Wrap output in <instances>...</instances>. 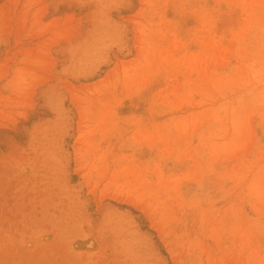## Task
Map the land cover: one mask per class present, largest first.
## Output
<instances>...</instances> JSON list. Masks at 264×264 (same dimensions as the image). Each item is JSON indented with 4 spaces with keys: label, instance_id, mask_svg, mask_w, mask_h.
<instances>
[{
    "label": "rangeland",
    "instance_id": "1",
    "mask_svg": "<svg viewBox=\"0 0 264 264\" xmlns=\"http://www.w3.org/2000/svg\"><path fill=\"white\" fill-rule=\"evenodd\" d=\"M0 264H264V0H0Z\"/></svg>",
    "mask_w": 264,
    "mask_h": 264
}]
</instances>
